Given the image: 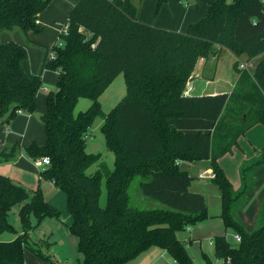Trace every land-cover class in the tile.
Segmentation results:
<instances>
[{"label":"trees","instance_id":"16d2710c","mask_svg":"<svg viewBox=\"0 0 264 264\" xmlns=\"http://www.w3.org/2000/svg\"><path fill=\"white\" fill-rule=\"evenodd\" d=\"M167 0H156L157 13ZM50 0H0V30L19 27L39 32L38 15ZM132 0H77L68 13L62 42L39 44L44 49L40 69L27 73L26 47L14 40L0 42V119L10 122L21 112L32 113L45 69L57 72V86L46 95L41 120L45 142L32 141L28 157L49 158L39 177L62 190L72 220L69 231L77 239L78 264H127L151 246L164 249L176 264H192L184 230L208 217L203 194L189 190L192 177L180 161L209 160L211 181L220 190L225 228L239 236L236 244L225 235L213 237L214 254L223 264H264V220L247 230L236 210L253 188L261 156L241 166L242 187L234 190L218 159L238 144L250 127L264 125V55L252 69L233 68L239 76L230 93L183 95V88L200 57L230 50L248 59L264 52V0H210L205 15L184 32L155 27L137 18ZM53 54V56L50 55ZM125 83L123 97L103 113L99 96L118 74ZM91 103L74 114L80 98ZM102 114L101 131L114 154L112 170L103 165L87 168L100 159L88 153L85 136L93 118ZM170 118H203L213 122L210 132H181ZM18 143L0 146V161L13 160ZM105 176V205H99ZM141 177L140 192L162 204L140 208L132 204L128 189ZM20 204L22 233L0 240V264H24V249L49 264H62L28 243L30 231L60 211L38 187L31 194L0 174V233L11 229V206ZM205 264L211 259L202 253Z\"/></svg>","mask_w":264,"mask_h":264},{"label":"crops","instance_id":"0c3cea01","mask_svg":"<svg viewBox=\"0 0 264 264\" xmlns=\"http://www.w3.org/2000/svg\"><path fill=\"white\" fill-rule=\"evenodd\" d=\"M76 1L77 0H50L46 8L39 13L37 18V23L41 27V31H28L27 33H24L16 26L10 30L3 29L0 30V42L14 40L23 44L29 55L33 54L36 56V61L38 58L42 61L44 49L36 43L49 45L47 43L54 40V37L58 34L60 28L65 23L68 13ZM209 1L210 0H196L192 2H184V0H167L164 4H162L159 11L156 13V0H137V18L140 22L155 27L184 32L190 23L199 20L205 15ZM217 48L218 50L216 53H212L207 57L198 58L195 67L188 78V82L191 84V90L188 95H207L231 92L239 76V73L233 68V62L237 58H240L246 63V61L242 58H248L245 55L236 57L230 50L224 47L219 48L217 46ZM262 54H264V52ZM262 54L256 56L255 58H259ZM225 58L227 62H230L232 68V71L228 72L227 75L222 74V67L226 63ZM248 61H250V59H248ZM26 62H24L23 68ZM55 73L57 74L56 71ZM111 83L112 82H110V84ZM110 84L106 87V89L110 86ZM169 122L181 132L201 131L206 133L210 132L213 127V122L211 120L203 118H170ZM10 123V132H8L5 128L8 127V124ZM10 123L3 122V119H0V146L17 141L15 140L13 142L14 138L11 137L13 129L16 127H18L19 130L21 129L20 131H23V134H28L27 142H24L22 151H19L18 155L13 160L5 162L0 161V174L7 176L13 182L34 191L40 187L41 178L38 173L40 168L36 167L34 159L26 155L24 148L32 141H35L34 138L29 135V128L33 124H36V119L33 114H25L20 111L15 115ZM20 145L21 141L19 142V146ZM263 149L264 125L257 123L250 127L244 134L239 136L238 144L232 147L230 152L222 155L218 159L219 165L223 169L234 190L240 189L243 184L240 171L241 166L245 162L261 156V154H263ZM179 165L182 170H185L192 177L189 190L204 195L208 212V217L194 225L192 230L188 227L184 230L178 231L176 234L178 239L186 242L187 252L191 256L189 246L192 244L193 240L200 238V231L202 227L210 225L209 222L211 221L209 220H219L222 222L219 217L221 211L220 190L211 181L213 172L209 160L180 161ZM192 166L197 167V170L201 167H206V170L210 169L211 173L208 178H199L197 174L194 173ZM253 177L254 183L251 192L246 195L244 202L238 206L236 210V217L247 229L256 227L260 221L264 220V164L256 170ZM48 183L51 184V186H54L49 180ZM42 193L44 198L50 204L55 206L54 202L47 197L48 194H51L52 192L42 191ZM54 194L58 195L59 193L58 191H54ZM46 219L40 223L39 227ZM71 220L72 217L69 214L61 221L62 223H58V221L51 223L53 225L52 234L54 230L63 231V235L61 234L58 236L60 241H63L64 237L68 239L66 232L68 231V225ZM222 225L223 222L219 225L215 223L214 227L210 226L205 231V235L208 237L210 246L213 247V251V237L220 234L225 235ZM183 231H185L184 235L181 234ZM3 233L4 232L0 233V240L10 241L15 238L14 236H8ZM21 233L22 227L19 234ZM33 238L34 237L31 236L30 231L28 243H38L35 242ZM202 253L203 252H201V258L203 259ZM167 254L168 253L164 249L157 246H151L127 264H161L162 259H165ZM219 261L220 264H223L222 260ZM24 264L49 263L40 256L34 254L29 248H25ZM172 264H176L173 259ZM203 264H205L204 259Z\"/></svg>","mask_w":264,"mask_h":264},{"label":"rangeland","instance_id":"374dc122","mask_svg":"<svg viewBox=\"0 0 264 264\" xmlns=\"http://www.w3.org/2000/svg\"><path fill=\"white\" fill-rule=\"evenodd\" d=\"M132 1L135 4L137 2V0H132ZM185 1L192 2L196 0H184V2ZM227 1H231V0H227ZM61 40L62 38L59 37L58 34H56L54 40L47 44L51 45L53 44V42L55 43H58L59 41L62 42ZM237 59L241 60L240 58ZM242 59L246 61L248 69H252L254 64L259 58L253 57L250 58V61H248V59L245 58ZM40 65H41V61L39 60V58L36 61L35 55L28 54V60L24 65V69L28 73H37L40 69ZM231 71H232L231 64L230 62L226 61V63L222 67V74L227 75V73ZM56 86H57V74L53 70L45 69L42 75L41 85L36 95L35 110L32 113L23 112L25 114H33L36 119V124H33L29 128V133H30L29 135L32 136V138H34L35 142L38 144H43L45 142V129L43 122L41 120V114L45 111L46 95L50 90H55ZM124 93H125L124 77L123 74L120 73L118 74V76H116V78L112 81L110 86L105 90V92L99 98L102 112L104 114L107 113L123 97ZM90 103H91L90 99L84 97L80 98L74 108V114L86 110L90 105ZM102 123H103L102 114H97L93 118V121L90 127L88 128V131L85 136L86 151L88 153L100 154V159L97 162L90 165L87 168L86 173H93L97 169H101V164L103 165L104 172L106 170L113 169L114 154L111 150H109L106 147L105 138L101 131ZM10 127H11V123L8 124V127H6L5 129H7L8 132H10ZM20 130L18 127L14 128L11 137L14 138L13 142L17 140L16 143L18 144L21 141L20 151H22L24 142H27L28 134L26 133L25 135V133L23 134V131ZM192 169L194 170V173L197 174V176L202 179L208 178L209 174L211 173L210 169L206 170V167H201L197 170V167L192 166ZM141 179L142 178L139 176L135 177L128 189L132 204H135L140 208H156L162 206V204L159 203L158 201L146 197L140 192L139 182L141 181ZM104 180H105V176L102 175L101 184H100L101 193L99 197V205L101 207L105 205L106 190H105ZM24 188L28 191L29 194L32 193V190L26 187ZM40 189L41 191L52 192L51 194H48L47 197L54 202L55 206L59 209L60 214H59V218L49 217L42 223L40 227L38 226L37 228L32 230L33 232L31 231V236L34 237L33 238L34 241L38 243L29 242V245L31 247L39 248L43 252L49 254L50 257L53 260L57 261L58 263L63 262L62 264H78V260L81 258V255L77 251L76 237L68 229V231L66 230L68 239L64 237L63 238L64 243H63V241H60L58 238V236H60L61 234L63 235L62 230H54L52 234L53 225L51 223L55 221H58V223H62L61 221L64 220V218L67 215H69L68 210L66 208V198L64 192L55 186H51V184L48 183V180L43 178H41L40 180ZM54 191H58L59 194L58 195L54 194ZM19 207L20 204H14L8 210L7 219L12 224V228L6 229L5 231H3L4 232L3 234L14 237H16L19 234L20 229L22 227L21 220L18 214ZM209 221H211L209 222L210 225L202 227L200 231L201 232L200 238L193 240L192 244L189 246V252L192 256L191 258L193 261L192 264H203V259L201 258V252H205L209 256L212 264H220L219 261L220 259L214 255L213 247L210 246V241L208 237L205 235V231L210 226L214 227L215 223L219 225L222 222H220L219 220H209ZM196 224H198V222H196L195 224H191L188 227L192 230V227ZM222 227L224 228L226 239L230 243L236 244L238 242L236 238L237 237L236 232L232 228H225L223 225ZM254 228L255 227H253L252 229ZM252 229H247V230L250 231ZM181 234L184 235L185 231H183ZM172 259L173 258L169 254H167L166 258L162 259L161 264H172Z\"/></svg>","mask_w":264,"mask_h":264},{"label":"built area","instance_id":"2783aa9c","mask_svg":"<svg viewBox=\"0 0 264 264\" xmlns=\"http://www.w3.org/2000/svg\"><path fill=\"white\" fill-rule=\"evenodd\" d=\"M67 32V25L64 23L62 25V27L60 28L59 33H66ZM60 42V41H59ZM51 56H53L52 53H50ZM239 67L242 68V69H247V64L242 61V60H239ZM191 90V84L188 82H186L184 88H183V91H182V94L183 95H188L189 91ZM20 112V111H19ZM49 163V158L47 156H42V157H39V158H36L34 159V164L36 165V167L38 168H43L45 165H47ZM237 241H239V236L237 235Z\"/></svg>","mask_w":264,"mask_h":264},{"label":"water","instance_id":"95a60500","mask_svg":"<svg viewBox=\"0 0 264 264\" xmlns=\"http://www.w3.org/2000/svg\"><path fill=\"white\" fill-rule=\"evenodd\" d=\"M263 153H264V149H263Z\"/></svg>","mask_w":264,"mask_h":264}]
</instances>
